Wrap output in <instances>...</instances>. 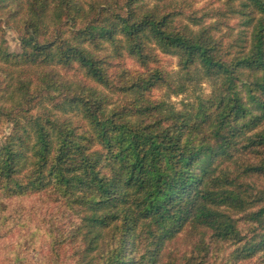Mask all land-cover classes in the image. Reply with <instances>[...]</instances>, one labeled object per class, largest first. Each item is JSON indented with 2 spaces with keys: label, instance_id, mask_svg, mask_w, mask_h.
Wrapping results in <instances>:
<instances>
[{
  "label": "trees",
  "instance_id": "trees-1",
  "mask_svg": "<svg viewBox=\"0 0 264 264\" xmlns=\"http://www.w3.org/2000/svg\"><path fill=\"white\" fill-rule=\"evenodd\" d=\"M226 5L0 0V264H264V0Z\"/></svg>",
  "mask_w": 264,
  "mask_h": 264
},
{
  "label": "rangeland",
  "instance_id": "rangeland-1",
  "mask_svg": "<svg viewBox=\"0 0 264 264\" xmlns=\"http://www.w3.org/2000/svg\"><path fill=\"white\" fill-rule=\"evenodd\" d=\"M88 1V0H87ZM226 0H193V7L197 10L196 15L204 19L205 23H211L217 20L216 12L224 11L226 9ZM187 21V20H186ZM238 18L230 19V24L236 25L238 23ZM4 39L9 51L17 52L20 51V42H19V33L16 31L15 27L11 23H6L4 26ZM176 59L170 56H163L162 66L166 69H169L173 72L177 70L175 63ZM212 89V82L198 78L196 80L185 81V91L180 94H172L167 92L165 89L156 91V95L164 98L165 100L171 102L174 106L179 108L181 103L188 98L191 100L194 99V96L198 94L209 93ZM9 129L8 124H3L0 126V138L7 133ZM19 203H24L27 207L33 204V199H18L11 200L9 202V209L12 210ZM18 234H15L11 240H16ZM47 240L43 235H40L32 244L28 250L22 252V256L27 258L31 262H40L43 255L47 250ZM178 248L181 245L178 243ZM1 260V258H0Z\"/></svg>",
  "mask_w": 264,
  "mask_h": 264
}]
</instances>
